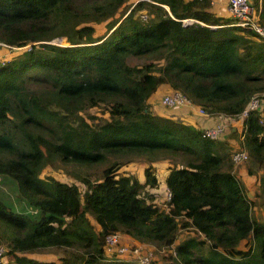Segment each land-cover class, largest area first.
Returning a JSON list of instances; mask_svg holds the SVG:
<instances>
[{
  "label": "trees",
  "instance_id": "obj_1",
  "mask_svg": "<svg viewBox=\"0 0 264 264\" xmlns=\"http://www.w3.org/2000/svg\"><path fill=\"white\" fill-rule=\"evenodd\" d=\"M251 6L264 31V0ZM234 22L211 0H0V48L18 49L0 56V176L26 207L0 195V264H137L117 244L107 252L111 234L150 249L153 264L156 248L173 245L177 264H264V35ZM57 37L68 45L49 43ZM162 85L207 117L239 119L240 138L212 140L152 111ZM101 106L107 117L87 113ZM140 156L142 180L125 171ZM169 157L180 163L161 178L155 163ZM105 163L98 179L75 174L81 187L41 176ZM242 164L249 186L235 174ZM48 248L71 250L58 261L27 255Z\"/></svg>",
  "mask_w": 264,
  "mask_h": 264
},
{
  "label": "rangeland",
  "instance_id": "obj_2",
  "mask_svg": "<svg viewBox=\"0 0 264 264\" xmlns=\"http://www.w3.org/2000/svg\"><path fill=\"white\" fill-rule=\"evenodd\" d=\"M103 31V28L101 27L99 29V32ZM58 38V37H57ZM57 38L52 39L51 41H49V43L52 44H57L59 42V44L61 45H68V42L66 40L65 37H60L61 41L56 42L55 40ZM11 48V47H10ZM12 52H9L8 50H5V48L1 49L0 48V54L4 53L2 56L3 58L6 57V59L9 57V54H13L14 52H16L18 49L17 48H12ZM147 62H152L154 65H161L162 61H157V60H152L151 58L146 59ZM135 63H143L142 61H135ZM169 87L167 85H162L161 87H159L157 93L153 96V98L151 99V109L154 112H162V110H164L167 113L170 114H180L178 115L180 118H183L184 121L187 122L191 121L194 122L196 125L198 123V121H202L207 118V116L205 115H201L198 113L197 110L193 109V108H188V107H167L165 105H163L161 103V100L163 98V96L167 93ZM178 109H180V111H178ZM183 110V111H182ZM186 111V112H185ZM88 114L93 115L95 117H102L108 116V111H106V107L105 106H101V107H94V108H89L87 111ZM86 110L82 112L81 115H83L84 117L87 116ZM236 122L239 121L235 120ZM224 123L227 125V131H226V135L230 134L228 138H240V132H237L236 129L232 126L229 125L228 120L224 121ZM229 132V133H227ZM234 138V139H235ZM233 139V140H234ZM115 158L111 157L109 161L114 160ZM133 161L131 163H128L127 166L125 167V171L129 174L135 175L136 177L140 178V180L143 179V170L144 168L148 165L147 158L144 156H140V157H132ZM174 159V160H172ZM179 158H175V157H169V158H165V159H161L158 162L155 163V167H157L158 165V176H160L161 178L165 175L166 170L168 167H170L171 165H174V162H177L178 164L179 162ZM247 165V163H245ZM245 164H242L240 166H238L237 168H235V174L237 177H239L241 179V181L244 183L245 186H249L252 181L249 179V177H247L246 174V167ZM107 164H103V165H98L95 167H92L90 169H88V171L84 170V169H80L79 167L74 166L73 164H67L65 166L63 165H59V164H53L52 166H45L43 168V170L41 171V176H46V175H54L56 178L63 180L67 183L70 182H75L78 183L79 186L81 187V183L78 182L77 180H75L74 175H82L84 173L89 174L90 179H98L101 176V172L102 169L106 166ZM237 171L240 173H237ZM262 171H259L258 174L261 175ZM0 195L4 198V201H6L8 204L12 205L13 208L17 211H24L26 209V207L19 202L18 198H17V194H16V189H15V185L12 181H10L7 178H4L2 176H0ZM155 195V193H154ZM161 191L160 193H156V198L159 199L161 197ZM264 202V201H263ZM161 203V202H160ZM25 207V208H24ZM255 216L258 217V219L260 221H264V208L262 207H257L255 208ZM187 238V234H184L183 232L179 231L178 233V238H177V242H181L184 239ZM124 243H128V241H124ZM3 246L6 247V243L4 242ZM174 249H175V245H173V247L171 248H161V249H157L156 251H154V264H177L174 260H173V256H175L174 253ZM71 249H67V248H48V249H43L39 252H34V253H27V255L34 257V258H39V259H43V260H52V261H58L59 258L67 255L70 252ZM207 250V246H205L202 249V252H206ZM73 251V250H72ZM157 254V255H156ZM169 258H171L172 260H170ZM5 259V258H4ZM123 259L126 260H131L133 261L132 257L129 256H125Z\"/></svg>",
  "mask_w": 264,
  "mask_h": 264
},
{
  "label": "built area",
  "instance_id": "obj_3",
  "mask_svg": "<svg viewBox=\"0 0 264 264\" xmlns=\"http://www.w3.org/2000/svg\"><path fill=\"white\" fill-rule=\"evenodd\" d=\"M228 6V12L232 18H234V24L241 27H252L259 34L264 35V31L261 27L256 25L252 21L253 8L251 6V0H225ZM212 3V0H211ZM4 59L0 58V63H3ZM161 103L167 107H188L193 108L198 111L199 114L204 115V112L195 107L183 94L179 91H173L167 93L163 96ZM260 105V98H253L247 109L244 110L243 114H247L250 109H256ZM203 137L217 140L222 139L226 133V125L218 123L212 127H203L202 129ZM232 161L234 164H239L247 159V154L245 151H237L232 154ZM168 191V190H167ZM167 197H170V192H167ZM122 240L121 237L111 234L107 235L105 241L107 244V252H110L113 247L117 244L116 252L119 256L123 257L125 255L133 256L138 264H153V253L150 249H144L141 251L140 245L138 246H128L124 243L118 245ZM4 251V248L0 247V254Z\"/></svg>",
  "mask_w": 264,
  "mask_h": 264
},
{
  "label": "crops",
  "instance_id": "obj_4",
  "mask_svg": "<svg viewBox=\"0 0 264 264\" xmlns=\"http://www.w3.org/2000/svg\"><path fill=\"white\" fill-rule=\"evenodd\" d=\"M212 11L216 12L218 15L221 16H230L229 12H228V6L225 0H212ZM178 111H180V109H178ZM183 111V110H182ZM186 112V111H185ZM172 115H180V114H172ZM225 119L221 118V117H207L202 121H198L197 125L194 122H191V124H193L195 127L202 129L203 127H212L218 123H224ZM229 125L234 127L236 129L237 132H241V128H242V124L241 121H228ZM225 124V123H224ZM228 130V129H227ZM226 130V131H227ZM229 133V132H227ZM230 134H227V136H225L226 140H232L233 138H228ZM135 244H139L137 242H135Z\"/></svg>",
  "mask_w": 264,
  "mask_h": 264
},
{
  "label": "water",
  "instance_id": "obj_5",
  "mask_svg": "<svg viewBox=\"0 0 264 264\" xmlns=\"http://www.w3.org/2000/svg\"><path fill=\"white\" fill-rule=\"evenodd\" d=\"M192 22H194V21L191 20V19H189V20H184V21H183V24H184V25H188V24H190V23H192ZM211 28H215V27H211ZM55 41H56V42L61 41V38L58 37ZM57 45H61V44H59V42H58Z\"/></svg>",
  "mask_w": 264,
  "mask_h": 264
},
{
  "label": "clouds",
  "instance_id": "obj_6",
  "mask_svg": "<svg viewBox=\"0 0 264 264\" xmlns=\"http://www.w3.org/2000/svg\"><path fill=\"white\" fill-rule=\"evenodd\" d=\"M138 264V263H137Z\"/></svg>",
  "mask_w": 264,
  "mask_h": 264
}]
</instances>
